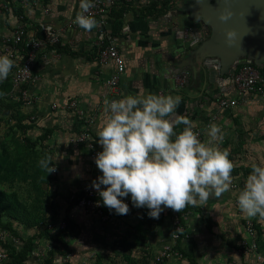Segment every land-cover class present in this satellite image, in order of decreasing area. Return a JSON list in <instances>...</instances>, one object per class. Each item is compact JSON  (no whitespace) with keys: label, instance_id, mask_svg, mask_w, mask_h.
Wrapping results in <instances>:
<instances>
[{"label":"rangeland","instance_id":"obj_1","mask_svg":"<svg viewBox=\"0 0 264 264\" xmlns=\"http://www.w3.org/2000/svg\"><path fill=\"white\" fill-rule=\"evenodd\" d=\"M149 1L120 6L116 11L123 15L114 14L108 31L102 32L71 23L80 0H0V50L16 27L38 33L39 24L55 21L61 8L73 10L64 11L62 25L46 28L60 32L61 40L47 62L35 66L33 79L23 87L28 92L24 100L11 91V71L0 80V264H264V220L247 217L238 206L251 165H264V142L246 145L226 133L217 146L229 152L233 182L221 197L213 196L203 206L189 205L179 213L165 209L153 219L146 207L134 206L129 195L120 198L128 205L127 215L113 210L106 221L93 216L91 225L84 230L80 226L76 235L66 230L69 209L83 194L70 190L65 182L72 143L67 132H79L87 116L96 118L109 95L120 92L125 97L145 90H159L155 94L160 95L164 88L157 76L165 67H175L172 72L181 68L176 59L174 64L171 57L163 62L161 56L152 55ZM181 32L188 37L192 31ZM104 34L116 42L126 65L119 85L110 91L109 71L94 49ZM201 36L208 37V30ZM154 57L162 62L153 61ZM206 61L217 65L219 58ZM169 75L174 89L173 73ZM67 120L77 124L75 128L66 125ZM213 121L205 123L210 126ZM256 121L261 125L264 117ZM209 126L202 128V142L210 139ZM49 159L55 174L40 166L41 160ZM62 223L64 228L59 227Z\"/></svg>","mask_w":264,"mask_h":264},{"label":"clouds","instance_id":"obj_2","mask_svg":"<svg viewBox=\"0 0 264 264\" xmlns=\"http://www.w3.org/2000/svg\"><path fill=\"white\" fill-rule=\"evenodd\" d=\"M93 6L92 0H80L81 11L74 20L86 31L97 23L86 14ZM13 63L8 56H0V80L8 77ZM181 99L152 93L105 99L106 118L97 132L102 151L95 157L102 175L92 187L110 211L127 215L128 205L120 198L130 195L134 206L146 207L148 216L158 219L165 209L179 213L230 191L234 164L229 152L217 146L223 140L222 130L211 124L210 139L201 142L193 131L196 125L176 111ZM178 125L184 127L177 133ZM40 166L47 173L55 171L50 159L41 160ZM238 206L247 217L264 220V165H251Z\"/></svg>","mask_w":264,"mask_h":264},{"label":"crops","instance_id":"obj_3","mask_svg":"<svg viewBox=\"0 0 264 264\" xmlns=\"http://www.w3.org/2000/svg\"><path fill=\"white\" fill-rule=\"evenodd\" d=\"M161 1H149V3H157L155 4V10L153 9L155 7H152L148 11L150 16L152 15V18L148 21V26L150 27L148 29L149 42L153 45L152 55L155 56L157 54L158 56L156 57L161 56L163 62L168 57L173 58L172 61L170 60L173 63V60L176 59L178 61L177 67H181L177 68L179 70H176V72L180 71V69L187 70L189 72V78L182 89H173L172 83L169 80V74L176 73L172 72L175 71V67L173 70L165 67L167 70L165 69L160 75L157 74L159 87L164 88V91L160 95L180 96L182 99L176 110L177 113L182 116H187L195 125L204 130V124L208 122L207 117L216 110V99L223 95L229 97L234 96L230 76V71L234 64L246 58L262 67L264 65V53L261 54L259 46L255 42L253 34L255 27L246 28L248 33L244 40L237 39L235 31L240 30L238 25L244 22L245 14L233 15L231 18H223L225 11L221 7H226L227 4H221L218 0ZM61 9L59 17L55 21L54 19H45V21L39 24L42 30L62 25L63 21L61 18L64 16V11L66 14H69L72 7L66 6ZM227 11L229 12L226 7ZM111 23L112 21H110ZM137 23L139 22H136V25ZM184 28H189L192 31L188 37H182L181 31ZM204 30H208L209 36L202 38L201 32ZM228 33H231V36ZM231 37L234 40H231ZM52 49L46 52V60L49 59L48 54ZM208 57L219 58L218 64L216 65L212 61L207 62ZM176 60L175 62H177ZM153 61L162 62L160 58L158 60L155 57ZM231 61L233 62L230 64ZM104 68L109 71L106 75L108 77L111 68L109 65H105ZM138 90L136 89V91ZM156 91L145 90L141 94L135 92L130 95L155 94ZM107 92L103 94L104 97L108 96L105 95ZM122 95L119 92L117 96L112 95L110 97L109 95L107 98L109 101L119 100L124 98ZM101 108L103 110L100 111L96 118L87 116L86 122H81L79 127H88L96 144L102 148L98 143L97 132L106 118L105 104ZM263 117L264 99L252 96L248 102L239 104L234 109L217 112V117L212 124L218 125L223 134L230 135V139L236 136L237 139H242V143L246 145L250 143L259 144L264 142V123L258 125L256 120L263 119ZM66 125L70 127L77 124H74L72 120H67ZM181 127H184V125H178L175 131L177 133L182 131L183 128L181 129ZM249 127L250 129H248ZM80 128L79 131L81 130ZM75 133H77V129L67 132L69 138L75 137ZM54 142H57V140ZM68 146L70 148L67 150L69 156H66L67 167L65 181L67 188L75 191H83L86 188L96 191L92 187V182L102 175V173L97 168L95 160L92 159L91 154L83 146L76 143H70ZM103 187L101 185V188ZM68 218L78 225L80 231V226L84 230V228H88L91 225L93 216L85 214L82 209L74 204L69 209ZM81 239H84V237L80 234L78 241L83 245Z\"/></svg>","mask_w":264,"mask_h":264},{"label":"built area","instance_id":"obj_4","mask_svg":"<svg viewBox=\"0 0 264 264\" xmlns=\"http://www.w3.org/2000/svg\"><path fill=\"white\" fill-rule=\"evenodd\" d=\"M137 0H92L93 7L87 15L92 16L96 21V28L102 32L108 31L110 21H112L111 10L118 4H129ZM81 11L79 7V12ZM75 18L71 21L74 23ZM61 40L60 32L55 29H43L40 35L34 32H27L23 26L16 27L10 35L9 42L4 44L3 50H0V56H8L13 63L11 69V91L16 92L21 99L27 97V90L23 89L24 84H28L33 79V70L36 65L46 60V52L56 47ZM94 49L97 56L105 65L111 68L110 74L106 79V85L109 90L116 89L120 83L121 75L126 71V65L122 53L110 37L106 34L98 40ZM239 63V62H237ZM189 78L187 70H180L173 74V82L175 89H182ZM234 89V96L229 97L223 95L216 100V110L212 112L207 121L217 117V112L222 110L234 109L239 104L248 102L252 96L264 99V76L261 73V67L251 60L240 61L231 76ZM73 103V102H72ZM71 103V104H72ZM74 105V103H73ZM208 127L209 124L205 123ZM193 131L199 134L198 138L202 142V128L196 125ZM75 137H71L72 143L83 146L95 160L96 154L102 151L99 147L88 127L82 128L75 133ZM56 173L55 171L52 172ZM76 205L87 215H92L99 220L106 221L108 215L104 213L99 195L91 189L83 190V194L77 199ZM99 205V206H98ZM60 228H64L62 223Z\"/></svg>","mask_w":264,"mask_h":264},{"label":"water","instance_id":"obj_5","mask_svg":"<svg viewBox=\"0 0 264 264\" xmlns=\"http://www.w3.org/2000/svg\"><path fill=\"white\" fill-rule=\"evenodd\" d=\"M221 4H227L224 8L223 18L232 17L233 15L245 14L244 22L239 24L238 31H235L237 39H245L248 27H255L253 34L255 42L259 46L261 54L264 53V0H218ZM227 2V3H226ZM233 61L230 62V64Z\"/></svg>","mask_w":264,"mask_h":264},{"label":"trees","instance_id":"obj_6","mask_svg":"<svg viewBox=\"0 0 264 264\" xmlns=\"http://www.w3.org/2000/svg\"><path fill=\"white\" fill-rule=\"evenodd\" d=\"M155 4H157V3H149V5H148V10H151L152 9V7H155L156 5ZM124 4H118L117 6H115L114 8H112V10H111V16H112V22H113V20H115V16H114V14H116L117 15V17H121L123 14H122V10H117L116 11V9L117 8H119L120 6H123ZM127 5V4H126ZM154 10L156 9V7L155 8H153ZM161 9H163V8H161ZM157 10H159V9H157ZM41 32H42V30L40 31V32H36L37 33V35H40L41 34ZM247 60H249V59H246V58H244V59H242V60H240L241 62H243V61H247ZM252 61V60H251ZM253 62V61H252ZM239 64H240V62L239 63H235L234 64V66L232 67V69H231V71H230V76H232V73L234 72V70H235V68H237L238 66H239ZM261 73H262V75L264 76V66H262L261 67ZM24 86H26V84H24L22 87H24ZM183 127H181V129H182ZM78 197H80L79 195H78ZM99 199H100V201H101V204H102V200H101V198L99 197ZM188 207H186L185 209H183V210H186ZM102 209H103V211H104V213H106V214H109V213H111L112 211H110L107 207H105V206H103V204H102ZM66 230L67 231H69L71 234H73V235H76V234H78L79 233V227H78V225L74 222V221H72L71 219H68V220H66Z\"/></svg>","mask_w":264,"mask_h":264}]
</instances>
